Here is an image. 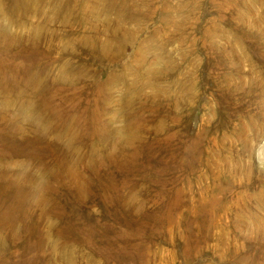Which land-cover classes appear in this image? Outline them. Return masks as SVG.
<instances>
[{
  "label": "rangeland",
  "instance_id": "1",
  "mask_svg": "<svg viewBox=\"0 0 264 264\" xmlns=\"http://www.w3.org/2000/svg\"><path fill=\"white\" fill-rule=\"evenodd\" d=\"M264 0H0V264H264Z\"/></svg>",
  "mask_w": 264,
  "mask_h": 264
},
{
  "label": "bare ground",
  "instance_id": "2",
  "mask_svg": "<svg viewBox=\"0 0 264 264\" xmlns=\"http://www.w3.org/2000/svg\"><path fill=\"white\" fill-rule=\"evenodd\" d=\"M255 158L259 164L264 166V138L260 141L255 149Z\"/></svg>",
  "mask_w": 264,
  "mask_h": 264
}]
</instances>
